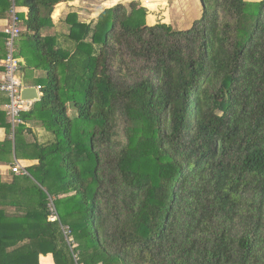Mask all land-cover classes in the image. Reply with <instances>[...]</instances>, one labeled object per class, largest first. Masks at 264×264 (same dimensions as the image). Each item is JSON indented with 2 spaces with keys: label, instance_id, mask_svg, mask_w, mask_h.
Masks as SVG:
<instances>
[{
  "label": "trees",
  "instance_id": "1",
  "mask_svg": "<svg viewBox=\"0 0 264 264\" xmlns=\"http://www.w3.org/2000/svg\"><path fill=\"white\" fill-rule=\"evenodd\" d=\"M74 1L0 0L48 64L14 130L0 93V165L32 163L0 172V264H264V0H200L187 30L133 1L43 36Z\"/></svg>",
  "mask_w": 264,
  "mask_h": 264
},
{
  "label": "rangeland",
  "instance_id": "2",
  "mask_svg": "<svg viewBox=\"0 0 264 264\" xmlns=\"http://www.w3.org/2000/svg\"><path fill=\"white\" fill-rule=\"evenodd\" d=\"M133 1H138L139 3H141L143 7L147 9L148 13L146 16V24L149 26L155 25L157 23H166L168 25H172L176 29L187 30L191 28L193 23L196 20L200 19L202 16V6L200 0H128V1L127 0H96L93 3L85 4V6L81 7L80 9L81 12L76 14L78 15L79 19H82L83 21L87 22L90 20L89 17L90 18L93 17V19H97L98 17L97 14L102 10H105L117 4H124L125 2H127V4L125 5H128ZM250 1H259V0H250ZM60 9L61 11L69 10V8L67 7L65 8V6L61 7ZM82 10H84V12ZM70 12L74 13L76 11L70 10ZM21 18L22 17L20 15L19 19L21 21V26H22ZM17 47H18V52L21 53V56H23L25 59L30 57V59L32 60L33 49L32 46L30 45V42H27L26 38L24 41L18 40ZM29 62L27 64L26 69H24L27 76L26 77L27 82L30 85H37L38 82H46L47 73H48V64L46 62H42L43 63V64L41 63L42 67L40 65V67L35 68L32 66V62L31 61ZM69 113L73 114V111L70 110ZM44 137L48 139L50 138L49 135H46ZM23 162L25 165H27V162L25 161Z\"/></svg>",
  "mask_w": 264,
  "mask_h": 264
},
{
  "label": "built area",
  "instance_id": "3",
  "mask_svg": "<svg viewBox=\"0 0 264 264\" xmlns=\"http://www.w3.org/2000/svg\"><path fill=\"white\" fill-rule=\"evenodd\" d=\"M6 36L5 47L6 57L1 61L3 72L0 74V93L6 94L8 101L3 105L10 123L14 128L21 123L20 116L24 112L30 111L37 103L31 100H24L22 98V89L26 88L23 75V58L20 56L17 47V41L22 33L21 21L17 16L15 9L11 10V20L8 26L3 31ZM40 98L41 86L36 87ZM9 169L18 176L28 175L26 168L17 160L9 167ZM49 207L52 212L51 221L58 220L55 205L51 200ZM69 228H64L66 237L70 235Z\"/></svg>",
  "mask_w": 264,
  "mask_h": 264
},
{
  "label": "crops",
  "instance_id": "4",
  "mask_svg": "<svg viewBox=\"0 0 264 264\" xmlns=\"http://www.w3.org/2000/svg\"><path fill=\"white\" fill-rule=\"evenodd\" d=\"M96 0H87V1H84V0H78V1H74V2H67V3H62V4H59L57 6L58 8V11H57V14L55 15V18H54V13L52 15V19H53V23H54V27L50 28V29H45L43 31V36H53V35H59L60 33L62 34H68L69 33V27L65 24V20L67 18V16L71 13L70 10H74L76 12L74 13H80L81 12V7L85 6V4H90V3H93L95 2ZM128 1V0H127ZM124 4H127V2H125ZM65 6V8H69L68 11H61V7ZM56 8V9H57ZM13 9H16V13L18 15V17H20V15H24L25 17H22V31L24 30V23H23V20L26 18V14H27V10L24 9V8H17L16 6L13 7ZM55 9V11H56ZM54 11V12H55ZM84 12V10H82ZM103 11V10H102ZM102 11H100L97 15H99ZM62 12V13H61ZM70 12V13H69ZM89 21H87L88 23L93 21V20H96V19H93V17H89ZM10 20H11V14L9 13L6 17L4 18H1L0 19V32H3L5 30V28L8 26V24L10 23ZM57 20V21H56ZM81 21H83L82 19H80ZM85 22V21H84ZM66 28V29H65ZM54 31V32H53ZM20 56H21V53H20ZM22 57V56H21ZM23 58V57H22ZM2 61V60H1ZM1 61H0V65H1ZM23 62H24V65H23V75L24 77L26 76V72L24 71V69H26V63H25V60L23 59ZM1 74V73H0ZM24 82H25V78H24ZM25 85L27 88H31V87H38L36 85H30L28 82H27V79H26V82H25ZM5 133L3 131H0V141H3L5 139ZM19 161V160H18ZM21 163V165L23 167L26 168V166H29L31 165L32 163L31 162H28V161H25L27 162V165L24 164L23 161H19ZM9 170V167H6V166H2L0 165V172L2 173H6L7 171ZM43 259H46L47 260V263H43ZM40 264H55V261H54V258L51 254L47 255V256H41L40 258Z\"/></svg>",
  "mask_w": 264,
  "mask_h": 264
},
{
  "label": "water",
  "instance_id": "5",
  "mask_svg": "<svg viewBox=\"0 0 264 264\" xmlns=\"http://www.w3.org/2000/svg\"><path fill=\"white\" fill-rule=\"evenodd\" d=\"M21 94L24 100H31L35 102H39L41 100L39 92L35 87L23 88Z\"/></svg>",
  "mask_w": 264,
  "mask_h": 264
}]
</instances>
